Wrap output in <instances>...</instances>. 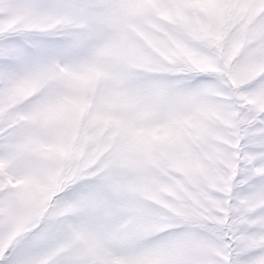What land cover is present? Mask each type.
<instances>
[{"label":"snow or ice","instance_id":"6c2138e0","mask_svg":"<svg viewBox=\"0 0 264 264\" xmlns=\"http://www.w3.org/2000/svg\"><path fill=\"white\" fill-rule=\"evenodd\" d=\"M0 264H264V0H0Z\"/></svg>","mask_w":264,"mask_h":264}]
</instances>
